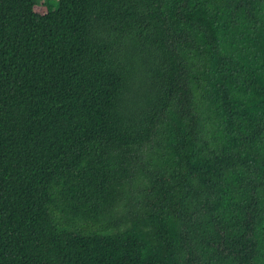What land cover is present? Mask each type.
<instances>
[{
    "label": "trees",
    "instance_id": "trees-1",
    "mask_svg": "<svg viewBox=\"0 0 264 264\" xmlns=\"http://www.w3.org/2000/svg\"><path fill=\"white\" fill-rule=\"evenodd\" d=\"M0 0V264H264V0Z\"/></svg>",
    "mask_w": 264,
    "mask_h": 264
},
{
    "label": "rangeland",
    "instance_id": "rangeland-1",
    "mask_svg": "<svg viewBox=\"0 0 264 264\" xmlns=\"http://www.w3.org/2000/svg\"><path fill=\"white\" fill-rule=\"evenodd\" d=\"M37 4H38V8L37 10L38 11H41V12H46L47 11V4H55L56 1L54 0H36Z\"/></svg>",
    "mask_w": 264,
    "mask_h": 264
}]
</instances>
